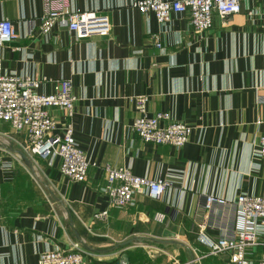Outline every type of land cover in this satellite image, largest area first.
I'll use <instances>...</instances> for the list:
<instances>
[{
  "label": "crops",
  "instance_id": "crops-1",
  "mask_svg": "<svg viewBox=\"0 0 264 264\" xmlns=\"http://www.w3.org/2000/svg\"><path fill=\"white\" fill-rule=\"evenodd\" d=\"M135 1L72 0L74 9L106 15L111 24L109 35L81 40L60 25L41 33L44 0H0V18L15 31L0 46L3 71L40 80L38 92L46 94L55 81L70 80L78 98L74 137L97 164L85 181H72L61 173L59 156H30L24 135L0 125L8 128L0 133V264H38L43 252L75 247L93 264H136L130 256L139 249L151 264L159 251L165 264H222L228 254H207L212 246L199 232L198 203L206 195L264 196L261 3L245 0L227 19L216 13L213 26L197 34L189 14L160 23ZM139 96L149 99L150 116L167 111L191 124L188 143H147L131 131ZM51 113L60 128L70 120L64 109ZM107 165L162 177L169 186L159 200L139 196L109 208ZM106 209L108 217L96 220ZM208 233L216 238L219 231ZM262 250L253 248L252 257Z\"/></svg>",
  "mask_w": 264,
  "mask_h": 264
},
{
  "label": "built area",
  "instance_id": "built-area-1",
  "mask_svg": "<svg viewBox=\"0 0 264 264\" xmlns=\"http://www.w3.org/2000/svg\"><path fill=\"white\" fill-rule=\"evenodd\" d=\"M245 0H138L133 5L142 13L152 12L160 23L173 19L174 15L187 13L195 33L202 34L214 23L217 13L227 19L242 10ZM262 5L264 18V0ZM65 26L78 39L106 36L111 33L108 16L96 11L74 9L72 0H44L41 33L49 35L55 26ZM15 37L13 22L0 18V46ZM155 45L163 47L160 36L154 37ZM41 81L31 76L6 74L0 59V125H8L25 137V151L40 160L54 155L61 158L60 171L72 181L83 182L92 167L96 166L77 145L74 137L73 116L77 97L72 92L70 80L54 82V91L40 93ZM146 96L135 97L138 111L130 130L142 141L166 144L182 148L192 135L194 127L172 119L169 112L148 113ZM52 108L64 109L70 120L60 128L51 113ZM259 150L264 157V135L259 139ZM4 150L0 146V166ZM105 192L109 208H123L134 204L139 196L153 200L162 198L169 182L162 178L150 179L133 173L129 167H105ZM109 209L95 214L96 220H104ZM199 232L203 241L212 246L208 255H226L222 264H264V196L240 194L235 200L206 195L198 203ZM213 215L220 216L218 220ZM224 216V218H222ZM262 227V230H260ZM219 231L212 238L208 230ZM261 247L259 259L252 257V249ZM38 264H93L86 260V253L79 247L72 250L57 248L43 252ZM124 264H127L126 262Z\"/></svg>",
  "mask_w": 264,
  "mask_h": 264
},
{
  "label": "rangeland",
  "instance_id": "rangeland-1",
  "mask_svg": "<svg viewBox=\"0 0 264 264\" xmlns=\"http://www.w3.org/2000/svg\"><path fill=\"white\" fill-rule=\"evenodd\" d=\"M6 130H8L7 127L0 126V133L5 132ZM161 255H162V252L159 251L158 254L156 255V257L153 259V261H155V264H165V263H163V257ZM137 263L138 264H151V263H149L148 260H146V261L140 260V261H137ZM152 264H153V262H152Z\"/></svg>",
  "mask_w": 264,
  "mask_h": 264
},
{
  "label": "trees",
  "instance_id": "trees-1",
  "mask_svg": "<svg viewBox=\"0 0 264 264\" xmlns=\"http://www.w3.org/2000/svg\"><path fill=\"white\" fill-rule=\"evenodd\" d=\"M130 258H131V261H134L136 264H138L137 261H140V260L146 261L147 260L142 249L136 250V252L130 256Z\"/></svg>",
  "mask_w": 264,
  "mask_h": 264
},
{
  "label": "water",
  "instance_id": "water-1",
  "mask_svg": "<svg viewBox=\"0 0 264 264\" xmlns=\"http://www.w3.org/2000/svg\"><path fill=\"white\" fill-rule=\"evenodd\" d=\"M23 156L26 158V155L23 153ZM168 232H170L168 235L169 236H175V233H173V232H171V231H168Z\"/></svg>",
  "mask_w": 264,
  "mask_h": 264
}]
</instances>
